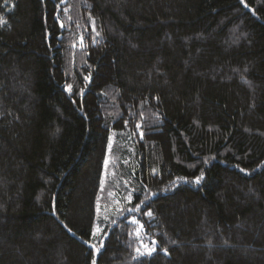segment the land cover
Returning a JSON list of instances; mask_svg holds the SVG:
<instances>
[{"label": "trees", "instance_id": "obj_1", "mask_svg": "<svg viewBox=\"0 0 264 264\" xmlns=\"http://www.w3.org/2000/svg\"><path fill=\"white\" fill-rule=\"evenodd\" d=\"M93 261L264 264V0H0V264Z\"/></svg>", "mask_w": 264, "mask_h": 264}, {"label": "snow or ice", "instance_id": "obj_2", "mask_svg": "<svg viewBox=\"0 0 264 264\" xmlns=\"http://www.w3.org/2000/svg\"><path fill=\"white\" fill-rule=\"evenodd\" d=\"M240 2L243 4L244 3V0H240ZM246 6V5H245ZM63 26V25H62ZM87 79V78H86ZM70 87V86H69ZM140 127V125H137V128H139ZM105 164H107V161H105ZM201 179V177H197L196 178V181L195 182H197V183H199V180ZM142 203H144V202H142ZM134 210H140V205H137L136 206V209H134ZM131 211V210H130ZM146 215H148V216H151L152 215V213H151V211H149L148 213H146ZM133 222H135V221H133ZM141 227H143V225H141ZM155 243V242H154ZM155 249L154 248H151V249H148V251H149V253H151V251H154ZM137 252H139V249H137ZM93 264H95V261H93Z\"/></svg>", "mask_w": 264, "mask_h": 264}]
</instances>
